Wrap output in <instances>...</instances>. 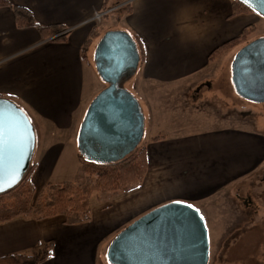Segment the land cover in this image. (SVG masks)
<instances>
[{"label":"crops","instance_id":"1","mask_svg":"<svg viewBox=\"0 0 264 264\" xmlns=\"http://www.w3.org/2000/svg\"><path fill=\"white\" fill-rule=\"evenodd\" d=\"M9 1L29 10L38 25L63 27L67 35L57 41L36 27L19 28L13 9L0 7V97L16 103L34 125L31 180L39 191L50 183L49 175L67 166V159L85 173L78 135L89 105L104 89L93 79L100 38L89 47L88 61L82 59V48L98 26L96 12L111 11L107 19L122 9L121 30L146 52L137 76L155 84L209 74L223 56L240 50L210 60L216 49L264 20L256 12L232 15V0ZM159 126L145 129L147 171L140 187L107 202L92 201L91 220L83 224L66 225L62 216L0 224V264L35 255L50 242L52 256L41 264H104L112 240L143 215L171 202L203 212L201 204L238 189L264 165L261 131L178 127L163 133Z\"/></svg>","mask_w":264,"mask_h":264},{"label":"water","instance_id":"2","mask_svg":"<svg viewBox=\"0 0 264 264\" xmlns=\"http://www.w3.org/2000/svg\"><path fill=\"white\" fill-rule=\"evenodd\" d=\"M245 3V0H240ZM264 18V0L245 3ZM95 68L107 85L93 99L82 121L79 152L94 164H112L125 159L140 145L145 116L139 101L121 86L138 70L141 58L137 43L125 31L111 30L95 50ZM236 93L253 103H264V38L243 46L232 63ZM0 105L20 110L18 130L6 136L0 168V195L17 187L31 168L36 147L34 125L12 100ZM11 126V122H9ZM186 203L171 202L143 215L111 242L110 264H209L210 237L200 210Z\"/></svg>","mask_w":264,"mask_h":264},{"label":"rangeland","instance_id":"3","mask_svg":"<svg viewBox=\"0 0 264 264\" xmlns=\"http://www.w3.org/2000/svg\"><path fill=\"white\" fill-rule=\"evenodd\" d=\"M122 12V9H118L107 19L96 23L98 38L101 39L111 30L123 31ZM254 27L255 30L247 41L237 46L238 48L264 38V20ZM234 58L235 55H225L209 74L178 83H151L135 72L121 82V86L139 101L145 116V129L156 123L164 127L163 133L178 127L189 132L236 127L264 133V103L250 102L236 93L232 82ZM93 79L104 85V88L107 87L97 71ZM148 133L149 128L138 148L145 145ZM83 168L85 173L72 159H67V166L63 170H56L49 175L50 182L81 183L89 173L94 176L97 173L96 168L92 170L85 165ZM81 178L82 181L78 182ZM42 190L35 188L33 202L37 201ZM94 200L100 202L98 195L94 196L92 201ZM201 206L210 237L209 264H264V165L238 189L225 190ZM15 262L12 260L3 264ZM104 264H110L107 257L104 258Z\"/></svg>","mask_w":264,"mask_h":264},{"label":"trees","instance_id":"4","mask_svg":"<svg viewBox=\"0 0 264 264\" xmlns=\"http://www.w3.org/2000/svg\"><path fill=\"white\" fill-rule=\"evenodd\" d=\"M233 14L254 12V10L240 0H232ZM0 7H10L15 14V21L19 28L36 27L46 37L55 36L54 40L66 39L63 27L38 25L32 13L22 7L13 6L9 0H0ZM127 7L126 12L129 13ZM255 27L246 28L237 38L227 42L216 49L210 56L214 60L224 52L245 43ZM97 30L82 48V59L88 61V50L92 42L98 38ZM136 41V40H135ZM141 60L145 59V48L136 41ZM79 160L92 170H97L96 175L89 173L81 183L63 181L48 183L40 192L37 201H32L35 196V187L31 176L35 169L32 164L22 182L14 189L0 195V224L12 221L19 217L42 220L54 216L64 217L66 225H78L89 222L92 215V199L98 195L100 202L109 201L123 193L131 192L140 187L147 171L145 146L137 147L125 159L112 164H94L87 161L79 152ZM52 243L38 250L35 255L15 257L16 264H41L52 256Z\"/></svg>","mask_w":264,"mask_h":264},{"label":"snow or ice","instance_id":"5","mask_svg":"<svg viewBox=\"0 0 264 264\" xmlns=\"http://www.w3.org/2000/svg\"><path fill=\"white\" fill-rule=\"evenodd\" d=\"M249 0H245L248 3ZM20 110L16 109L14 105L5 107L0 105V168L3 165L4 147L6 136H11L19 127V118L15 115ZM11 122V126L9 125ZM192 207V205H187Z\"/></svg>","mask_w":264,"mask_h":264},{"label":"built area","instance_id":"6","mask_svg":"<svg viewBox=\"0 0 264 264\" xmlns=\"http://www.w3.org/2000/svg\"><path fill=\"white\" fill-rule=\"evenodd\" d=\"M111 11H107V12H96L94 14V18L93 21L95 23L101 22Z\"/></svg>","mask_w":264,"mask_h":264}]
</instances>
